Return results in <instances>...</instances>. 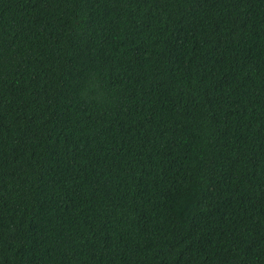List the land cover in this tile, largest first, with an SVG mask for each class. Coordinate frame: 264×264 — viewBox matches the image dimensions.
Returning a JSON list of instances; mask_svg holds the SVG:
<instances>
[{"label": "trees", "instance_id": "obj_1", "mask_svg": "<svg viewBox=\"0 0 264 264\" xmlns=\"http://www.w3.org/2000/svg\"><path fill=\"white\" fill-rule=\"evenodd\" d=\"M0 264H264V0H0Z\"/></svg>", "mask_w": 264, "mask_h": 264}]
</instances>
